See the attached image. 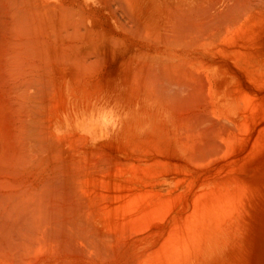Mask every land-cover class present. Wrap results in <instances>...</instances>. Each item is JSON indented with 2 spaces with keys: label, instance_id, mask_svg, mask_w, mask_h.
I'll return each mask as SVG.
<instances>
[{
  "label": "rangeland",
  "instance_id": "obj_1",
  "mask_svg": "<svg viewBox=\"0 0 264 264\" xmlns=\"http://www.w3.org/2000/svg\"><path fill=\"white\" fill-rule=\"evenodd\" d=\"M227 2L234 6L227 9ZM88 5L92 30L107 41L93 34L94 42L104 41L106 45L109 93L107 114L101 124L106 131L110 160L118 164H109L113 163L107 193L108 227L98 226L117 240L110 246L108 240L107 249L123 237L129 242L126 240L123 248L124 241L121 247L118 245L121 259L116 256L123 263H131V259L127 261L129 256L132 261L136 258L137 264H149V260L158 263L166 256L162 242H158L165 239L164 233L175 222L178 224L173 226L181 228L186 216L183 211H192L208 195L216 198L228 184L225 178L234 176L238 181L245 179L242 189L238 182L228 184L233 188L236 185L235 190L245 196L239 197L232 189L239 198L234 197V202L239 204L244 197L240 200L243 207L246 202L251 205L245 206L247 211L238 205L240 217L238 211V216L230 215L244 232L235 228L240 242L235 252L240 250L244 258L241 261L238 255L237 259L236 252L230 256L236 260L228 258L227 264H264V0H89ZM213 190L219 193L211 194ZM243 191H247V196ZM135 200L133 205L131 201ZM140 211L139 217L144 215L142 221L137 216ZM244 240L250 242L246 244ZM154 245L160 246L159 251ZM112 249L117 252L115 247ZM155 249L159 259L150 255ZM79 252L70 257L72 261L77 257L73 262L78 264L116 261L115 256L110 260L102 258L100 252H94V256H84L81 249Z\"/></svg>",
  "mask_w": 264,
  "mask_h": 264
},
{
  "label": "bare ground",
  "instance_id": "obj_2",
  "mask_svg": "<svg viewBox=\"0 0 264 264\" xmlns=\"http://www.w3.org/2000/svg\"><path fill=\"white\" fill-rule=\"evenodd\" d=\"M88 3L89 0H0V264H78L73 262L77 257L73 261L70 257L78 254L80 249L84 256L85 253L94 256V252H100L102 258L113 256L114 259L119 257L122 241V248L123 244L125 246L127 239L122 237L120 243L112 246L117 250L119 245L117 252L112 248L107 249L108 240L111 241L110 246L113 236L98 227H108V224L105 225L109 217L106 212L110 214L107 209L109 169L115 162L108 155L109 144L102 127L109 93L106 45H103L107 41L103 35L92 30L91 7H88L91 5ZM225 4V7L229 5L227 9L234 6L228 2ZM94 33L103 36L105 42H94ZM96 117L98 122L95 124ZM110 161L113 163L109 166ZM225 179L231 185L240 183V188L245 185L243 178L242 181L234 176ZM228 184L224 191L215 185L219 191H223L218 196L215 193L216 198L207 194V200L200 199V205L196 204L197 200L195 203L193 201L196 206L192 204L195 206L191 207L192 211H183L186 216L183 219L185 222L180 220L183 223L181 228L178 227L180 231L176 222L175 232V223L169 231H162L165 239L158 243L162 242L160 246L161 249L165 248L162 252L165 251L166 256L163 255V261L159 259L155 253L160 246L154 245L157 249L150 255L158 257L156 264L228 263V258L237 252L236 246L240 243L237 234L243 232L239 224L238 227L233 219L231 221L230 215L241 212L239 204L244 211L248 205L246 202L243 207L240 202L245 197L242 191L241 194L240 190H235L236 185L233 188ZM232 189L239 197L244 196L239 204L238 201L237 204L234 202V197L239 198L234 195L235 192H231ZM131 202L134 205L136 200ZM123 209L121 212L126 208ZM141 214L142 211L137 216ZM143 216L139 217L141 221ZM116 226L114 224L113 227ZM235 228H239V231ZM176 231L180 233L176 234ZM111 236L112 239H109ZM242 236L240 239H243ZM82 244L86 246L82 248ZM87 246L95 250L86 249ZM240 248H243L242 245ZM240 252L236 253V258ZM96 254L95 257H100ZM63 255L66 257L61 258ZM79 255L82 254L79 252ZM241 255L237 259L241 260ZM118 257L115 264H125ZM129 257L127 261L131 259V263L126 264H137L136 258L132 261ZM149 261V264H155L154 260ZM243 263L246 264V261Z\"/></svg>",
  "mask_w": 264,
  "mask_h": 264
}]
</instances>
